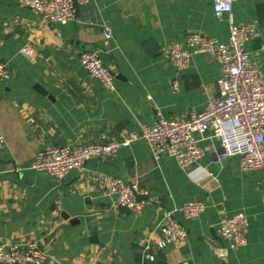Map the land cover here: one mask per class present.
Masks as SVG:
<instances>
[{
  "label": "crops",
  "instance_id": "0c3cea01",
  "mask_svg": "<svg viewBox=\"0 0 264 264\" xmlns=\"http://www.w3.org/2000/svg\"><path fill=\"white\" fill-rule=\"evenodd\" d=\"M76 10L77 20L61 25L0 0V58L11 73L0 79V244L37 240L45 264H264V170H243L238 156L218 160L210 133L195 177L174 158L156 160L142 139L61 179L31 168L43 148L120 139L140 123L202 110L219 94L214 52L194 55L182 74L165 58L191 31L226 42L232 23L254 24L247 49L264 72V0H234L221 21L212 0H89ZM29 43L34 57L20 52ZM82 50L99 52L116 91L84 68ZM95 172L149 190L143 211L111 206ZM186 200H203L206 209L193 219L175 213L187 237L162 247L161 219ZM239 211L247 216V243L231 248L218 222ZM147 245L153 261L144 258Z\"/></svg>",
  "mask_w": 264,
  "mask_h": 264
},
{
  "label": "built area",
  "instance_id": "2783aa9c",
  "mask_svg": "<svg viewBox=\"0 0 264 264\" xmlns=\"http://www.w3.org/2000/svg\"><path fill=\"white\" fill-rule=\"evenodd\" d=\"M89 0H16L25 8L36 12L43 21L61 25L77 20V3ZM234 0H212L217 20H224L233 9ZM105 37L112 36V28L105 26ZM257 28L251 23L230 25L228 41L191 31L185 42H174L165 51V58L182 74L190 65L194 55L214 52L220 63L218 78L219 94L211 98L202 110H192L186 117L160 116L154 123H140L138 129L120 139L80 144H65L46 147L38 151L31 168L46 172L61 179L75 169H84L92 158L116 154L137 140H144L152 156L159 160L164 156L174 158L179 166L196 176L201 169L199 162L206 154L202 141L207 133L218 140L216 158L223 160L238 156L243 170H264V72L251 59L247 43L255 37ZM264 49V45H263ZM28 57H34L36 48L29 43L20 49ZM79 59L92 77L106 88L116 91L115 76L103 62L96 50H82ZM10 69L0 58V79L10 78ZM174 88L179 80H173ZM106 139L105 136H103ZM6 137L0 126V148L5 146ZM102 185V196L109 198L111 206L122 207L134 214L143 211L147 201L143 198L149 190L136 182L104 172L94 173ZM203 200H186L170 210L159 223L162 247L183 241L186 229L176 219L180 212L185 218L200 217L206 209ZM220 235L231 248L247 243V216L239 211L218 222ZM144 258L155 259L149 246L144 248ZM48 255L37 240H21L0 244V262L4 264H45Z\"/></svg>",
  "mask_w": 264,
  "mask_h": 264
},
{
  "label": "water",
  "instance_id": "95a60500",
  "mask_svg": "<svg viewBox=\"0 0 264 264\" xmlns=\"http://www.w3.org/2000/svg\"><path fill=\"white\" fill-rule=\"evenodd\" d=\"M148 42H150V41H148Z\"/></svg>",
  "mask_w": 264,
  "mask_h": 264
}]
</instances>
